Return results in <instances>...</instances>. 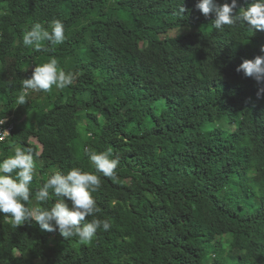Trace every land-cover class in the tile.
Listing matches in <instances>:
<instances>
[{
	"label": "trees",
	"instance_id": "1",
	"mask_svg": "<svg viewBox=\"0 0 264 264\" xmlns=\"http://www.w3.org/2000/svg\"><path fill=\"white\" fill-rule=\"evenodd\" d=\"M181 2L0 0V120L15 125L0 159L32 149L26 206L55 202L52 190L35 200L50 168L95 173L77 155L84 147L119 158L114 178L96 173L100 211L86 217L108 231L83 241L0 214V264H264V82L234 63L261 53L247 33L264 31L238 22L220 32L198 0L178 14ZM251 2L238 0L234 14ZM53 20L64 24L62 44H23L32 24ZM52 57L73 83L30 90L18 105L22 81ZM72 118L85 123L75 135L64 125Z\"/></svg>",
	"mask_w": 264,
	"mask_h": 264
},
{
	"label": "clouds",
	"instance_id": "2",
	"mask_svg": "<svg viewBox=\"0 0 264 264\" xmlns=\"http://www.w3.org/2000/svg\"><path fill=\"white\" fill-rule=\"evenodd\" d=\"M182 3L183 0L178 14L185 11ZM195 7L205 17L214 14L212 27L220 32L225 30V26L234 27L238 22L246 23L256 31H264V0H252L246 8L240 9L238 15L234 14L238 0H231L230 3L224 0L220 6H217L214 0H198ZM22 37L25 46L34 47L36 50L43 49L45 41L53 46L59 45L65 39L64 24L60 20H53L48 28H45L40 23H34L23 32ZM261 52H264V47H261ZM237 71H243L245 76L253 78L258 84L264 82V56L244 60ZM72 83V73H66L58 66L57 59L52 57L48 62L35 66L31 76L22 81L16 103L23 105L30 90L48 92L53 86L64 89ZM262 93L264 88L258 90L257 97L259 98ZM4 123L5 120H0V125ZM7 137L9 133L6 130L0 132V142L5 141ZM83 151L95 173L79 167H73L66 173L57 168H50L46 182L35 194V200L46 203L52 199L49 194V190H52L55 202L45 208L27 207L36 165L31 148L25 149L15 145L12 155L0 159V214H4L17 226L34 221L43 230L58 231L65 238L76 236L83 241L91 240L101 227L108 231L110 228L108 221L96 218L88 221L86 217L100 211L92 197V193L101 185L100 177L96 173L114 178L119 158H112L110 148L97 152L84 147Z\"/></svg>",
	"mask_w": 264,
	"mask_h": 264
},
{
	"label": "rangeland",
	"instance_id": "3",
	"mask_svg": "<svg viewBox=\"0 0 264 264\" xmlns=\"http://www.w3.org/2000/svg\"><path fill=\"white\" fill-rule=\"evenodd\" d=\"M175 33H172V35H174ZM181 34V32H180ZM247 36L251 39H254V40H257V41H260V42H264V39L261 38L260 35H258L257 33L255 32H248L247 33ZM257 56H264V52H261L259 55H253V54H246L245 56L241 57V58H238L234 61L235 65L237 67L240 66V64L244 61V60H254L255 57ZM64 125L65 127L67 128V130L72 134V135H75L78 131V128L85 125V123L81 122V121H78V119H75V118H72V119H68L64 122ZM217 125H220L222 127H224L225 129H228L230 131H233L235 130V126L234 125H231L229 124L227 121L223 120V121H220L217 123ZM77 155L88 165L90 166L91 163L88 159L87 156L84 155V151L83 149L82 150H79L77 152ZM30 244V238L27 237L25 242L23 243V246H27ZM201 252L202 253H205L206 252V248H202L201 249Z\"/></svg>",
	"mask_w": 264,
	"mask_h": 264
},
{
	"label": "built area",
	"instance_id": "4",
	"mask_svg": "<svg viewBox=\"0 0 264 264\" xmlns=\"http://www.w3.org/2000/svg\"><path fill=\"white\" fill-rule=\"evenodd\" d=\"M2 120H5V123L3 125H0V132H3V131H7L9 133V136L12 134L13 130H14V123L12 122V118L11 117H7L5 119H2ZM9 137H7L8 139ZM6 139V140H7Z\"/></svg>",
	"mask_w": 264,
	"mask_h": 264
}]
</instances>
